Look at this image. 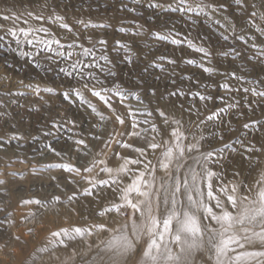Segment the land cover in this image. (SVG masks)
Listing matches in <instances>:
<instances>
[{
    "label": "rangeland",
    "instance_id": "rangeland-1",
    "mask_svg": "<svg viewBox=\"0 0 264 264\" xmlns=\"http://www.w3.org/2000/svg\"><path fill=\"white\" fill-rule=\"evenodd\" d=\"M260 92L264 0H0V264H110L101 242L124 225L131 234L141 218L128 207L99 213L124 204L122 189L140 172L157 186L167 180L162 153L178 155L177 143L185 157L214 153L207 167L222 173L212 179L222 200V184L252 187L264 173ZM195 143L199 152L188 153ZM74 227L92 235H52ZM146 244L121 264H140ZM210 255L205 243L193 264H214Z\"/></svg>",
    "mask_w": 264,
    "mask_h": 264
},
{
    "label": "snow or ice",
    "instance_id": "snow-or-ice-1",
    "mask_svg": "<svg viewBox=\"0 0 264 264\" xmlns=\"http://www.w3.org/2000/svg\"><path fill=\"white\" fill-rule=\"evenodd\" d=\"M236 2L239 3L240 0H236ZM180 3H184V0H180ZM21 31L24 32L25 37L28 36L27 31L24 29ZM163 38L161 37V39ZM90 52V49H85L84 55H88ZM206 71H210V69H206ZM45 91L51 92L52 89H45ZM245 91L248 90L245 89ZM93 94L100 96L99 92ZM65 95L67 96V94ZM258 95L264 96V92H260ZM160 115L164 116L165 114L161 112ZM208 119L211 120L213 117L209 116ZM117 120L123 123L120 117H117ZM164 122L167 124V119ZM176 123L179 122L176 121ZM133 134L138 135V133ZM171 135L179 140L182 134L174 130ZM79 143L83 142L79 141ZM159 146L156 143L149 144L152 149ZM125 147L131 146L125 145ZM228 147L225 145L223 149L217 151L223 154ZM175 149H178V155L174 154L172 146L162 153L167 162H161L160 167L168 176L167 180L161 178V182L157 186L154 175L152 180H145V172H140L139 176L122 189L121 199L125 203L115 204L112 208H107L104 212L99 213L101 216L105 212L113 210L120 213L122 207H128L132 209L133 217L139 213L141 218L140 223H137L135 219L132 220L131 234L127 230L128 226L124 225L118 235L113 236L107 242H101L104 243L108 251L113 253L110 264H121L123 260L130 257L136 251L137 243L144 236L147 237V244L143 250L140 264H193L194 254L203 251L205 243L212 253L209 259L214 258V264H264V250L238 251V249H245L246 246L257 243L264 248V173L252 187L242 183L222 184L218 188V191L226 198V200H222L220 196L214 194L212 185L213 177L220 180L222 173H217L207 167L209 159L214 153L208 152L201 153L199 156L185 157L184 146L177 143ZM135 151L144 153L142 148L135 149ZM193 151L199 152L198 143L187 145V152L192 153ZM233 151L235 150L233 149ZM248 151H252V149H248ZM181 159H183V163L180 162ZM188 159L192 160V164H187ZM173 160L176 161L174 170L171 169ZM129 163L140 164L141 161L138 159L126 160L118 171H129L127 169ZM150 163L149 161L148 164H145L146 169L149 168ZM213 163L223 168L221 159L218 158ZM185 165H187L186 168ZM197 167H199V171H197ZM182 168H185L183 175L180 174ZM85 171H91V169L86 168ZM103 171L111 173L112 169L106 168ZM154 172L155 168H152L149 174L152 175ZM234 175L239 174L234 173ZM203 182H207L206 193L201 187ZM101 183H107V181H101ZM241 187L246 188L250 195L240 194ZM133 193L140 199L133 202L131 198ZM71 199L72 197H69V200ZM25 203L38 204L40 201H25ZM92 228L100 231L106 230L104 224H96ZM61 234L67 240H75L77 237L83 238L86 235H92V231L89 228L74 227L52 233L53 236ZM60 243L64 244V240H61ZM173 246L178 251H174ZM0 247L3 246L0 245Z\"/></svg>",
    "mask_w": 264,
    "mask_h": 264
}]
</instances>
